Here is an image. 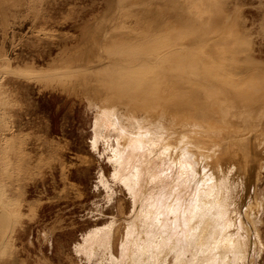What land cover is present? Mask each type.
<instances>
[{
  "label": "rangeland",
  "instance_id": "rangeland-1",
  "mask_svg": "<svg viewBox=\"0 0 264 264\" xmlns=\"http://www.w3.org/2000/svg\"><path fill=\"white\" fill-rule=\"evenodd\" d=\"M211 1L217 35L177 0H0V264H175L170 251L151 256L139 212L147 194L175 193L179 163L195 160L147 144L161 139L222 153L214 176L244 243L232 264H264V107L186 122L202 95L192 76L228 91L264 79V64L243 57L264 56V0ZM227 34L221 53L244 63L220 56ZM132 167L135 193L124 182Z\"/></svg>",
  "mask_w": 264,
  "mask_h": 264
},
{
  "label": "bare ground",
  "instance_id": "bare-ground-1",
  "mask_svg": "<svg viewBox=\"0 0 264 264\" xmlns=\"http://www.w3.org/2000/svg\"><path fill=\"white\" fill-rule=\"evenodd\" d=\"M177 1H180L184 4V8H183L184 14L188 15L192 20L197 21L199 27L202 28L207 35H211V34L217 35V32L215 34V32H213L212 30L213 28L219 30V26H215V25L216 24L219 25L220 23H222V16H218L212 10L213 8L210 6L212 5L216 6L217 4H219V2L211 1V0H177ZM197 2L199 4L203 3V5H205V6L202 5L204 10L202 11L199 10V12L192 11L191 14L189 10L191 9V7L194 6L193 3H196L197 5L198 4ZM224 18L227 19L226 21H230L231 27L233 29V27L236 24V20L238 19L237 16L234 14V16L229 15ZM226 40H228L230 43L233 40L232 35L227 34L226 37H222L219 40L218 51L222 59L228 62L244 63L245 62L244 60L241 61L239 58L235 59L234 57H232V55L237 52H235L231 47H230L231 52L232 53L234 52L232 55L228 54L230 53V50L228 52L221 53V46L223 45V42H225ZM243 57L245 58V60L250 61L249 63H259L261 65L264 64V56L252 57L251 55L249 56L245 55ZM191 78L194 80L196 79L195 81L196 82L198 81L201 84L200 89L202 95H200L201 96L200 100L194 104L192 111L190 112V115L186 122L192 121L191 119H193L195 116L194 113L195 112L199 113L202 110H204L205 113L202 114L201 118L205 120L207 118H208L207 120H209L210 118L211 120H215L216 116L217 118H220L221 116H224L223 115L224 113H228L229 108L231 109L235 107H240L242 105L243 107H245V109H251L253 108L254 104L258 105L259 103L260 106L264 107L263 78L257 79L256 84L252 85L246 91H241L240 88L242 86L238 88H232L230 91H228L227 88L225 87L223 88L220 85L212 82L210 79L205 78L201 75L199 76L194 75ZM208 102L211 103V105L209 104L210 107L207 104ZM199 119L197 120V122H199ZM240 123L241 121L238 122V125H240ZM236 126H237L236 123H234L233 127ZM233 127L231 128L233 129ZM231 128L229 127L230 130L228 129V135H231L230 132L232 130ZM150 130L151 129H149V131ZM236 130H238V126ZM144 131L145 130H143V132ZM138 135L142 136L141 134ZM149 140L154 141V139H149ZM168 142H166V139L163 140L161 139V142H157L155 144L154 142L153 143L146 142V143L160 147V150L158 151H164L165 153L166 152L176 153L177 150L180 156H185V157L191 156L189 157L190 159L192 158V154H193V159L195 160V164L187 165V168H184V164L181 162L179 163L180 171L177 172L178 175L180 176V179L178 177L177 181L180 185V188H178L179 185L173 188V189L175 188L178 189L176 191L177 193L175 192L172 194V192H168V194H166L164 192L159 191L157 193L154 192L155 194L150 193L145 196L146 197L145 204L142 206L139 215L141 218H143V220L146 221V225L149 232L148 243H146V245L148 244L149 252H151L152 254L151 256L155 260L156 258L160 259L158 257L160 253L163 254L162 253L163 251H167V252L170 251V253L174 254L173 257L175 260V264H186V262L187 264H195L198 255L203 256L200 259L201 262L199 264L234 263L235 258H237L239 253L242 252L244 243L242 240L243 236L241 237L239 235V230H237V235L232 234L235 231L232 232L230 231L232 225L230 224V221L228 219L229 197L221 196V192L223 186L225 185V182L221 183L222 180L220 178L219 180L216 181V177H215L216 174L224 171L222 167H223V163L225 162V158L223 156L220 157L222 153H220L219 155L216 153L215 150H214L215 153L214 152L210 153V151H212L213 148L208 146L206 147L207 149H204L206 150L205 154L201 153L200 155L199 152L197 151L202 148L200 146L201 145L200 143L189 144V142H186L185 139H180L178 142H176L179 147L176 146V148L175 147L173 148L172 145L168 144ZM131 147L133 151L146 148L144 144H132ZM152 150H154V147ZM194 151H196L197 153H195ZM200 151H202V149ZM115 152L117 153L116 156L121 165V168L123 169L124 157L126 152L125 151L121 152V150L120 151L115 150ZM153 152L154 151H152V154ZM166 155L167 154H165V156ZM189 158H187V161H190ZM231 160L232 159H230V161ZM177 162L178 161L174 163L177 164ZM152 163L154 164V162ZM163 164H165V162ZM133 169L134 170L128 175V177H126L124 182L128 190L135 193L138 190L137 186H141L142 183L140 182V175H141L140 170H138V168H133ZM188 187H190L189 190H187ZM189 193H190L189 199L183 202V200L181 199L183 197V194H189ZM173 195H175V197L177 196L175 200H174L175 197H172ZM184 199H186V197ZM156 238L158 239L156 240ZM187 253L192 255L191 259L188 258Z\"/></svg>",
  "mask_w": 264,
  "mask_h": 264
}]
</instances>
